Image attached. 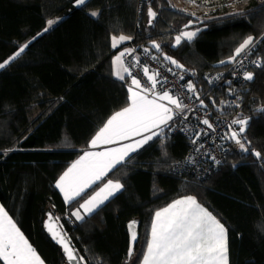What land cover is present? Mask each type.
Instances as JSON below:
<instances>
[{"label": "trees", "instance_id": "1", "mask_svg": "<svg viewBox=\"0 0 264 264\" xmlns=\"http://www.w3.org/2000/svg\"><path fill=\"white\" fill-rule=\"evenodd\" d=\"M149 6L157 13L152 25ZM93 11L100 15L92 17ZM58 18L44 32L47 21ZM196 28L201 31L192 41L173 47L177 35ZM121 34L132 39L113 49L111 37ZM249 35L256 40L253 59L264 60V0H88L83 7H75L74 0H0V62L31 41L0 70V205L44 264L66 263L44 230L47 208L60 218L86 264H140L155 212L181 196L195 197L224 224L228 264H264V111H256L264 108V67L252 65L253 80L239 84L231 79L232 63L220 64ZM134 45L191 81L219 116L234 115L220 102L243 93L237 119L250 118L241 134L248 151L228 154L209 177L180 173L174 167L189 142L170 135L171 125L104 178L119 180L122 191L74 222L70 212L100 183L66 203L56 181L108 119L128 106L131 77L114 76L112 58ZM207 74L220 82L210 84ZM136 217L140 240L129 258L127 223Z\"/></svg>", "mask_w": 264, "mask_h": 264}, {"label": "snow or ice", "instance_id": "2", "mask_svg": "<svg viewBox=\"0 0 264 264\" xmlns=\"http://www.w3.org/2000/svg\"><path fill=\"white\" fill-rule=\"evenodd\" d=\"M195 3V0H192ZM88 0H74L75 7L86 6ZM239 14V13H237ZM89 15L97 17L99 12L93 11ZM195 15V13H192ZM157 13L151 6L148 8V24L152 25ZM57 20H48L44 32H47ZM193 22L189 21V25ZM189 25H185L188 29ZM200 28L194 31L184 30L175 37V44L178 46L182 40L192 41ZM38 35H43L39 33ZM35 39V38H34ZM132 37L121 34L119 37H111V47L116 49L124 41L131 40ZM29 41L23 46H19L18 50L0 62V69L19 58L29 47ZM152 47L159 50L160 45L155 41ZM256 47V40L249 35L235 48L234 53L227 60L220 61V64H239L243 67V60H238L242 54L251 52ZM135 49H124L112 58L113 75L119 80H125L124 73L131 77V86L128 87L129 104L127 107L115 112L102 128L92 138L90 144L92 146L98 143L110 144L114 142L130 140L134 136L140 139L133 140L130 143H122L119 147L108 148L99 153L85 152L80 159L72 165L63 175L56 181V187L64 194L65 202L80 197L85 189L89 188L96 181L101 180L109 171L126 162V158L130 159L131 154L142 148L153 138H161L165 135L164 128H170V122L174 118L181 115L188 108L184 104L183 99L171 94V90L161 87L157 90V85L167 84V78H159V71L149 74V68H142L149 86L141 85V82L132 74L131 68L126 66L124 57L132 56L133 66L139 64V58L135 56ZM146 53L150 50L145 49ZM155 59L156 57H152ZM164 59L170 61L177 68H183L178 61L172 57L164 55ZM256 67H264V60L257 59L251 61ZM168 71H172L171 68ZM186 71V69H185ZM254 74L249 71L243 72V79L246 81L253 80ZM183 79V76L180 77ZM212 81L210 80L209 83ZM135 86V87H133ZM187 91L192 93L199 101L200 107H206L204 100L200 99L196 92L195 85L191 81L185 86ZM231 91V89H230ZM164 101H167L165 103ZM213 103H215L213 101ZM174 106V107H173ZM238 106V105H237ZM256 111L262 112L264 108H258ZM250 118L235 119L231 121L229 128L233 125H240L238 131L232 130L227 137L233 140L241 151L247 152L246 142L241 138V134L245 133ZM207 125L209 129L213 128L210 121L205 118L201 121ZM205 135L207 133H204ZM199 138L200 132L194 133ZM163 142V141H162ZM197 140H193L195 144ZM250 143V142H247ZM199 151V149H196ZM257 157L259 152H253ZM211 159L219 164L220 161L215 157ZM188 163L193 161L189 159ZM124 185L119 181L108 180L106 184L98 192H95L87 200H84L75 211L71 213L78 221L83 220L85 216L91 215L96 208L102 205L110 197L123 189ZM106 193V194H105ZM103 194V198L100 197ZM83 210V215L81 214ZM59 217H53L48 213V219L45 221V227L52 235V238L61 244L67 257L68 264H73L77 260L74 248L69 246L68 239L62 231V225L58 223ZM136 224L135 221L130 222L131 230ZM60 229V231H57ZM136 240L135 232L131 234V241ZM133 248L129 247L128 255L131 257ZM228 248H227V229L224 224L220 223L215 216L206 208L197 203L193 196H184L180 199L172 201L167 207L155 212L150 239L147 243V250L144 253L142 264H228ZM0 260L5 264H44V261L36 253L29 244L28 240L16 227L12 218L0 206ZM83 260V257H79Z\"/></svg>", "mask_w": 264, "mask_h": 264}, {"label": "built area", "instance_id": "3", "mask_svg": "<svg viewBox=\"0 0 264 264\" xmlns=\"http://www.w3.org/2000/svg\"><path fill=\"white\" fill-rule=\"evenodd\" d=\"M150 0H148V3ZM129 49H135V56L139 58V64L133 66L132 56L124 57L126 66L131 68L132 74L140 80L141 85L149 86V82L145 74L142 71L144 66L149 68V74L159 71V78L166 77L167 84L157 85V90L161 87L171 90V94L178 96L183 99L184 104L188 105V108L184 113L174 118V121L170 122L172 127L170 128V135L181 134L188 139L189 147L188 151L178 164L175 165V170L180 173L193 172L197 177H209L215 171H217L221 164L226 160L228 154L233 152L241 151L239 146L231 139L227 137L231 134L232 130L238 131L237 125H233L229 128L231 121L237 119L238 113L241 112L245 101L244 95L241 92L234 93L228 96L224 101V111L235 112L234 115L219 116L211 108L200 107L199 101L195 96L188 92L186 89L187 83L180 79L182 74L175 70L168 71L170 67L166 66L160 61V58L149 51L146 53L144 50L147 49L143 46H132ZM253 50L246 52L238 57V60H243V67L239 64H232L229 70L231 79L234 82L243 84L246 80L243 79L244 71H251L253 61L252 57ZM152 57H156L153 59ZM208 81H212L210 84L217 85L221 78H215V75L207 74ZM201 97L200 99H202ZM238 105V106H237ZM207 118L213 125V128L209 129L207 125L201 123L203 119ZM200 132L201 135L197 139L194 133ZM204 133H207L206 135ZM242 138V137H241ZM193 140H197L195 144ZM199 149V151H196ZM211 157H215L216 160L220 161L216 164ZM191 159L193 162L188 163Z\"/></svg>", "mask_w": 264, "mask_h": 264}, {"label": "crops", "instance_id": "4", "mask_svg": "<svg viewBox=\"0 0 264 264\" xmlns=\"http://www.w3.org/2000/svg\"><path fill=\"white\" fill-rule=\"evenodd\" d=\"M193 31V30H192ZM124 75H125V77H127V73H124ZM129 86H131V81H130V83H129ZM133 87H135V86H133ZM173 95V94H172ZM175 96V95H174ZM165 103H167V101H164ZM174 107V106H173ZM136 139H140V137H138V136H134V137H132L130 140H124V141H119V142H114V143H110V144H104V143H98L97 145H95V146H92L91 144H89V146L88 147H86L84 150H82V152L80 153V155L77 157V159H75L71 164H70V166L62 173V175L70 168V167H72V165L74 164V163H76L79 159H80V157L81 156H83L84 155V153L87 151V152H93V153H99V152H102V151H104L105 149H108V148H116V147H119L120 146V144H122V143H130V142H132L133 140H136ZM154 139V138H153ZM152 141V140H151ZM91 142V141H90ZM150 142V141H149ZM148 142V143H149ZM147 143V144H148ZM146 145V144H145ZM144 145V146H145ZM143 146V147H144ZM142 147V148H143ZM141 149V148H140ZM139 149V150H140ZM138 151V150H137ZM132 155V154H131ZM126 160H127V158H126ZM110 172V171H109ZM108 172V173H109ZM107 173V174H108ZM107 174L104 176V177H102L101 178V180H99V181H96L95 183H93L89 188H87V189H85V192L84 193H86L88 190H90L91 188H93L94 186H96L97 184H99L100 183V185L99 186H97V188L92 192V193H90L84 200H87L90 196H92L95 192H98L99 190H100V188H102L103 186H104V184H106L107 183V181L108 180H105V181H103L104 180V178H106V176H107ZM59 179V178H58ZM109 180H112V179H109ZM113 181H116V180H113ZM58 190H59V192L61 193V195H62V198L64 199V194L60 191V189L59 188H57ZM122 191V190H121ZM121 191H119V192H117L114 196H116L118 193H120ZM84 193H82L81 195H83ZM106 194V193H105ZM114 196H112V197H110L107 201H105L102 205H104L105 203H107L111 198H113ZM182 197H184V196H181V197H179V198H177V199H180V198H182ZM77 198H79V197H77ZM76 198V199H77ZM103 198V194H102V196L100 197V199H102ZM177 199H175V200H177ZM75 200V199H74ZM74 200H72V201H74ZM84 200L80 203V204H82L83 202H84ZM64 201H65V199H64ZM71 201V202H72ZM68 203H70V202H68ZM172 203V202H171ZM198 203V202H197ZM79 204V205H80ZM79 205L77 206V207H75L71 212H70V215H69V217H70V219L72 220V221H74V222H79L77 219H76V217H74V216H72L71 215V213L73 212V211H75L77 208H79ZM102 205H100L98 208H100ZM1 206V205H0ZM168 206V205H167ZM167 206H165V207H167ZM165 207H163V208H165ZM98 208H96V210L98 209ZM162 209V208H161ZM95 210V211H96ZM160 210V209H159ZM94 211V212H95ZM93 212V213H94ZM81 214L83 215V210H81ZM87 216H89V215H87ZM87 216H85V218L87 217ZM84 218V219H85ZM80 221H82V220H80ZM17 228H18V226H16ZM19 229V228H18ZM20 230V229H19ZM21 232V231H20ZM22 233V232H21ZM23 234V233H22ZM24 235V234H23ZM25 237V236H24ZM26 238V237H25ZM30 244V243H29ZM31 245V244H30ZM32 246V245H31ZM33 248V247H32ZM34 249V248H33ZM147 250V249H146ZM144 256V255H143ZM142 261H143V258H142ZM142 261H141V263L140 264H142Z\"/></svg>", "mask_w": 264, "mask_h": 264}, {"label": "water", "instance_id": "5", "mask_svg": "<svg viewBox=\"0 0 264 264\" xmlns=\"http://www.w3.org/2000/svg\"><path fill=\"white\" fill-rule=\"evenodd\" d=\"M219 106H220V108H223V107H224V100H222V101L220 102V105H219ZM48 213H51L53 217H57V216L52 212V210H51L50 208H47V210H46V217H45L44 222H43L44 230H45V232L47 233V235L50 237V239H51L56 245H58V246L61 248V251H62V253H63L64 257H65V260H66V263H65V264H68V260H67V257H66V255H65V253H64V250H63L62 245L59 244V243H57V241L54 240V239L52 238V235L48 232V230H47L46 227H45V221L48 219ZM133 221H135L136 224H135V225L133 226V228L130 230L128 226H129L130 222H133ZM58 223H59L60 225H62V222H61L60 220L58 221ZM62 226H63V225H62ZM140 227H141V219L138 218V217L131 219V220L128 221V223H127V229H128V234H129V247L131 246V247L133 248V254H132V256L135 254L136 246H137V244L139 243V240H140ZM57 231H60V229H57ZM62 231H63V233L65 234L66 238L68 239L69 246L72 247V248H74V250H75V255L77 256V260L73 261V264H86L85 261H84V259H83L82 261L79 260V257H82V256L78 253V251L76 250V248H75L74 245L72 244V242H71V240H70L68 234L66 233L64 227H62ZM132 232H135V234H136V240H135L134 242L131 241V234H132ZM128 252H129V248H128ZM132 256H131V257H132ZM128 257H129V255H128ZM131 257H129V258H131Z\"/></svg>", "mask_w": 264, "mask_h": 264}, {"label": "rangeland", "instance_id": "6", "mask_svg": "<svg viewBox=\"0 0 264 264\" xmlns=\"http://www.w3.org/2000/svg\"><path fill=\"white\" fill-rule=\"evenodd\" d=\"M53 20L55 21V19H53ZM54 25H55V24H54ZM54 25H53V26H54ZM53 26H52V27H53ZM47 27H48V25H47ZM191 31H192V30H191ZM193 31H194V30H193ZM117 37H119V36H117ZM118 53H119V52H118ZM118 53H117V54H118ZM0 70H1V69H0ZM202 100H204V104H205L206 107H207V106H208V103H207L206 99H203V98H202ZM210 101H211V102L215 101L214 97H211V98H210ZM214 104H215V106L217 105L216 103H214ZM221 109L224 110V107L221 108ZM238 114H239V113H238ZM13 222H14V221H13ZM14 223H15V222H14ZM15 224H16V223H15ZM16 226H17V224H16ZM84 261H85V260H84ZM85 263H86V262H85Z\"/></svg>", "mask_w": 264, "mask_h": 264}]
</instances>
